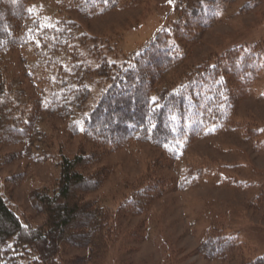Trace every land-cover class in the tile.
Returning <instances> with one entry per match:
<instances>
[{"label":"trees","instance_id":"obj_1","mask_svg":"<svg viewBox=\"0 0 264 264\" xmlns=\"http://www.w3.org/2000/svg\"><path fill=\"white\" fill-rule=\"evenodd\" d=\"M218 2L175 0L174 20L118 59L115 45L84 31L71 15L98 17L122 9L124 0H69L65 14L54 21L33 12L29 0H0V141L23 143L31 154L44 111L69 121L74 134L105 147L103 152L141 141L165 151L172 162L180 161L198 137L239 130L244 140L253 141L257 133L239 125L237 109L264 66L261 44L230 48L195 67L184 65L191 44L217 20ZM18 48L32 50L40 72L52 74L47 78L51 92L32 103L24 88L4 76L6 59ZM96 79L106 86L92 103ZM100 158L95 152L61 157L57 184L36 190L31 198L43 216L37 224L17 215L0 182V264H100L123 215L142 214L165 190L193 186L205 169L179 172L176 180L146 181L112 210L86 198L106 180L102 169L86 172ZM223 179L232 186H250L237 176ZM257 201L264 206V193ZM202 243L201 253L212 261L264 264V255L247 260L239 236L214 231ZM73 250L87 254L70 257Z\"/></svg>","mask_w":264,"mask_h":264},{"label":"rangeland","instance_id":"obj_2","mask_svg":"<svg viewBox=\"0 0 264 264\" xmlns=\"http://www.w3.org/2000/svg\"><path fill=\"white\" fill-rule=\"evenodd\" d=\"M69 0H29L31 10L54 21L65 14ZM175 0H124L122 9L110 10L98 17L72 14L84 31L102 37L116 47L118 59L129 55L154 37L161 27L174 20ZM217 20L202 30L191 44L185 67H195L233 47L255 43L264 48V0L218 2ZM4 76L14 87L24 88L29 102L51 92L48 71L40 72L32 50L18 48L6 59ZM264 68V66H263ZM251 85L237 109L239 125L255 131L256 139L244 140L239 130L202 136L193 140L180 161H171L165 151L152 144L131 141L128 145L105 150L74 134L69 121L48 112L41 113L35 129L32 153L19 142L0 141L1 190L24 222L41 223L43 216L34 209L31 198L36 190L57 184L62 156L97 154L99 161L86 170H104L106 180L86 198L98 200L116 210L135 190V186L155 178L176 180L181 173L203 166L200 182L186 189L165 190L142 214L119 220L120 231L109 246L108 256L100 264H238L237 261L210 260L201 253L203 238L219 231L239 236L247 249V260L264 255V206L257 198L264 193V71ZM182 69L177 71V76ZM96 98L106 86L96 79ZM247 129V128H245ZM258 130V131H257ZM257 131V132H256ZM237 176L250 186H232ZM230 175V176H229ZM219 230V231H218ZM217 235V233L215 234ZM247 253V254H246ZM84 256L87 251L73 250ZM244 256V255H243ZM240 264V263H239Z\"/></svg>","mask_w":264,"mask_h":264},{"label":"bare ground","instance_id":"obj_3","mask_svg":"<svg viewBox=\"0 0 264 264\" xmlns=\"http://www.w3.org/2000/svg\"><path fill=\"white\" fill-rule=\"evenodd\" d=\"M77 4V3H76ZM78 5V4H77ZM173 89V88H172ZM171 91V90H170ZM174 91H175V89H174ZM152 106H154V105H152Z\"/></svg>","mask_w":264,"mask_h":264},{"label":"snow or ice","instance_id":"obj_4","mask_svg":"<svg viewBox=\"0 0 264 264\" xmlns=\"http://www.w3.org/2000/svg\"><path fill=\"white\" fill-rule=\"evenodd\" d=\"M169 2H171V0H169Z\"/></svg>","mask_w":264,"mask_h":264}]
</instances>
